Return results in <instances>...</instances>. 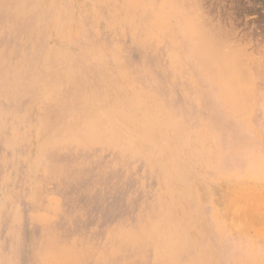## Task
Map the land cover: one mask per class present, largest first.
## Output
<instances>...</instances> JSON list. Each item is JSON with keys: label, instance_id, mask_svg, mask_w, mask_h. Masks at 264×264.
Returning <instances> with one entry per match:
<instances>
[{"label": "rangeland", "instance_id": "obj_1", "mask_svg": "<svg viewBox=\"0 0 264 264\" xmlns=\"http://www.w3.org/2000/svg\"><path fill=\"white\" fill-rule=\"evenodd\" d=\"M0 264H264V0H0Z\"/></svg>", "mask_w": 264, "mask_h": 264}, {"label": "bare ground", "instance_id": "obj_2", "mask_svg": "<svg viewBox=\"0 0 264 264\" xmlns=\"http://www.w3.org/2000/svg\"><path fill=\"white\" fill-rule=\"evenodd\" d=\"M130 1H128V3H129ZM133 2H135V1H133ZM148 2H149V0H148ZM125 3H127V1L125 2ZM152 3V2H151ZM137 4V3H136ZM146 4V3H145ZM149 4L150 3H147L146 5L147 6H149ZM127 5H129V4H127ZM131 7V6H130ZM136 7V6H135ZM149 7H151V4H150V6ZM137 9V8H136ZM145 9V8H144ZM142 12V11H141ZM143 13V12H142ZM159 13V12H158ZM161 15V14H160ZM175 15V14H174ZM131 23V22H130ZM133 23V22H132ZM137 23V22H136ZM135 26V25H134ZM180 38V37H179ZM175 41V40H174ZM73 149H75V148H73ZM67 152V151H66ZM74 152V151H73ZM66 161V160H65ZM88 172V171H87ZM66 178V177H65ZM68 178V177H67ZM79 180V179H78ZM64 183V182H63ZM56 187H57V185H56ZM62 187H64L65 189V191L68 193V194H70V196H71V198L72 199H75L76 198V194H75V188H76V185H74V184H71V183H69V184H65V185H63Z\"/></svg>", "mask_w": 264, "mask_h": 264}]
</instances>
